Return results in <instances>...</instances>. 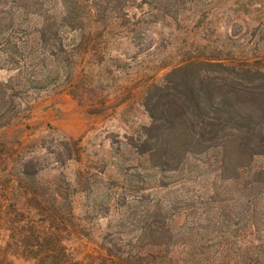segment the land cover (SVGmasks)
<instances>
[{
	"label": "trees",
	"instance_id": "trees-1",
	"mask_svg": "<svg viewBox=\"0 0 264 264\" xmlns=\"http://www.w3.org/2000/svg\"><path fill=\"white\" fill-rule=\"evenodd\" d=\"M201 1L0 0V71L9 73L0 80V264L13 257L30 264H264V168L253 165L264 159L262 58L195 47L159 78L143 80L139 103L148 121L122 141L136 162L119 164L122 181L100 193L120 211L94 246L71 196L94 192L97 174L84 185L80 171L71 181L42 180L34 150L48 149L43 140L2 137L24 119L19 100L50 84L61 82L87 111L102 113L107 99L80 74L84 63L102 66L107 37L134 39L144 24L177 22ZM235 2L264 9V0ZM78 141L59 142L48 151L52 162L63 160L61 152L78 161ZM112 186L122 192L111 195ZM95 198L91 211L107 209Z\"/></svg>",
	"mask_w": 264,
	"mask_h": 264
},
{
	"label": "rangeland",
	"instance_id": "rangeland-1",
	"mask_svg": "<svg viewBox=\"0 0 264 264\" xmlns=\"http://www.w3.org/2000/svg\"><path fill=\"white\" fill-rule=\"evenodd\" d=\"M247 8V11L242 10L235 0H212L211 3L204 0L189 5L177 22L167 19L162 23L144 24L134 39L128 35L107 37L102 52L108 58L101 67L105 66L110 73H104L93 59L84 63L80 73L93 83L96 94L107 99L106 109L100 114L87 111L64 90L61 82L30 90L19 100L24 119L17 126L6 128L2 137L43 140L48 149L36 147L34 150L44 163L39 174L42 180L61 175L71 181L80 171L81 185H84L87 174H97L96 188L92 186L94 192L80 191L71 196L73 212L90 231L87 245L94 246L119 215L120 209L113 206V200H106L100 193L111 180L122 181L117 169L119 164L136 162L132 153L124 152L122 141L148 121L139 103L140 84L151 76L159 78L180 59L181 53L193 51L195 47L203 48L204 52L219 49L221 55L228 57H258L264 62V27L258 25L264 9L257 2ZM128 12L137 14L131 7ZM8 74L0 71V80ZM24 124L26 129H23ZM17 128L23 130L17 131ZM68 138L79 140V160H66L61 152L63 160L52 162L55 155L48 151ZM253 165L264 168V159H255ZM141 189L146 199H151V183H142ZM108 192L117 196L122 189L112 186ZM92 195L96 196L94 201L107 209L97 207L91 211ZM12 261L13 264H30L20 257H13Z\"/></svg>",
	"mask_w": 264,
	"mask_h": 264
}]
</instances>
